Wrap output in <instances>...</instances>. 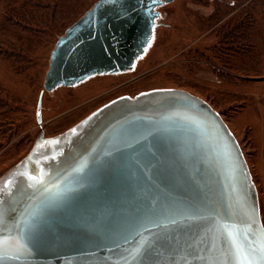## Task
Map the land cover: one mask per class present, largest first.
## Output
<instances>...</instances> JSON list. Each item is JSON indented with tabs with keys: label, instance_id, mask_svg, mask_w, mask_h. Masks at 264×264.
Segmentation results:
<instances>
[{
	"label": "water",
	"instance_id": "95a60500",
	"mask_svg": "<svg viewBox=\"0 0 264 264\" xmlns=\"http://www.w3.org/2000/svg\"><path fill=\"white\" fill-rule=\"evenodd\" d=\"M171 1L97 0L57 40L39 106L44 91L133 70ZM0 264H264L240 143L206 100L175 88L41 133L0 177Z\"/></svg>",
	"mask_w": 264,
	"mask_h": 264
},
{
	"label": "rangeland",
	"instance_id": "374dc122",
	"mask_svg": "<svg viewBox=\"0 0 264 264\" xmlns=\"http://www.w3.org/2000/svg\"><path fill=\"white\" fill-rule=\"evenodd\" d=\"M97 0H0V177L41 133H63L105 103L155 88L206 100L235 134L264 224V0H173L133 70L44 91L59 37ZM40 115V123L38 121Z\"/></svg>",
	"mask_w": 264,
	"mask_h": 264
},
{
	"label": "flooded vegetation",
	"instance_id": "af4514ba",
	"mask_svg": "<svg viewBox=\"0 0 264 264\" xmlns=\"http://www.w3.org/2000/svg\"><path fill=\"white\" fill-rule=\"evenodd\" d=\"M159 8H160V7H159ZM161 15H162V14H161V12H160V17H161ZM159 19H160V18H159ZM159 19H158V23H160V22H159ZM157 25H158V24H157ZM157 25L155 26V30H156ZM154 35H155V34H154ZM151 46H152V45H151Z\"/></svg>",
	"mask_w": 264,
	"mask_h": 264
},
{
	"label": "bare ground",
	"instance_id": "6f19581e",
	"mask_svg": "<svg viewBox=\"0 0 264 264\" xmlns=\"http://www.w3.org/2000/svg\"><path fill=\"white\" fill-rule=\"evenodd\" d=\"M228 126H230L229 124H228ZM231 128V127H230ZM232 129V128H231Z\"/></svg>",
	"mask_w": 264,
	"mask_h": 264
}]
</instances>
